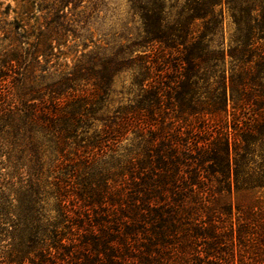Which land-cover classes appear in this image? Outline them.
Segmentation results:
<instances>
[{"label":"trees","instance_id":"16d2710c","mask_svg":"<svg viewBox=\"0 0 264 264\" xmlns=\"http://www.w3.org/2000/svg\"><path fill=\"white\" fill-rule=\"evenodd\" d=\"M19 2L0 37V264L262 253L243 195L264 190V0H129L135 35L71 66L99 4Z\"/></svg>","mask_w":264,"mask_h":264},{"label":"rangeland","instance_id":"374dc122","mask_svg":"<svg viewBox=\"0 0 264 264\" xmlns=\"http://www.w3.org/2000/svg\"><path fill=\"white\" fill-rule=\"evenodd\" d=\"M95 2L99 4L100 11L96 12L89 20L90 23L87 26L88 32H86L88 39L73 41L72 36H70L65 46L62 47V64L71 66L82 52L95 48V45H105L106 43L110 46L116 45L124 42L120 38L121 36H133L137 32L139 22L138 18L130 11L129 0H85V5L93 6ZM9 6L10 13L5 14L8 12ZM20 12L21 2L19 0H0V37H3V31H8L5 22L13 21L15 17H18ZM23 17L24 21L21 23L35 24L34 19H29L30 17L26 19L25 15ZM19 19L21 20V18ZM232 33L233 25L231 19L228 17L225 21L226 44L229 43ZM90 41H93V43ZM84 42L89 44L86 50L83 46ZM118 88H120V83H118ZM243 196L246 201L257 199L259 201V209L264 213V190L244 194ZM234 250L236 252L233 255V264H240V260L244 259H254V262L250 264H264V248L263 254L260 253L258 255H244L239 253L238 249L234 248Z\"/></svg>","mask_w":264,"mask_h":264}]
</instances>
